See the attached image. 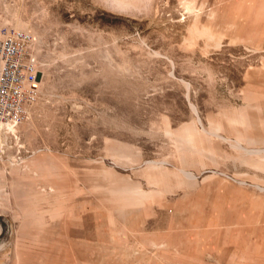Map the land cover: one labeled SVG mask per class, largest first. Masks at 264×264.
I'll list each match as a JSON object with an SVG mask.
<instances>
[{"label":"rangeland","instance_id":"obj_1","mask_svg":"<svg viewBox=\"0 0 264 264\" xmlns=\"http://www.w3.org/2000/svg\"><path fill=\"white\" fill-rule=\"evenodd\" d=\"M1 27L39 95L0 125V264H264V0H0Z\"/></svg>","mask_w":264,"mask_h":264},{"label":"built area","instance_id":"obj_2","mask_svg":"<svg viewBox=\"0 0 264 264\" xmlns=\"http://www.w3.org/2000/svg\"><path fill=\"white\" fill-rule=\"evenodd\" d=\"M29 33L0 28V125L17 126L22 113L39 95L36 59L28 50Z\"/></svg>","mask_w":264,"mask_h":264},{"label":"bare ground","instance_id":"obj_3","mask_svg":"<svg viewBox=\"0 0 264 264\" xmlns=\"http://www.w3.org/2000/svg\"><path fill=\"white\" fill-rule=\"evenodd\" d=\"M0 226H3V222L1 220V218H0ZM6 226H7V224H6Z\"/></svg>","mask_w":264,"mask_h":264}]
</instances>
